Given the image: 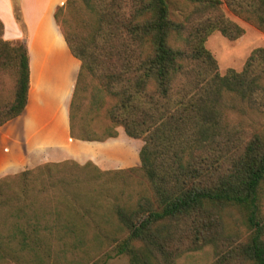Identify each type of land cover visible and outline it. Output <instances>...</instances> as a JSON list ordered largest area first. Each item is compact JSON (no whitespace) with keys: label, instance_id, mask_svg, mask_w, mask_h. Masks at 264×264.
<instances>
[{"label":"trees","instance_id":"1","mask_svg":"<svg viewBox=\"0 0 264 264\" xmlns=\"http://www.w3.org/2000/svg\"><path fill=\"white\" fill-rule=\"evenodd\" d=\"M12 1L23 27L19 0ZM69 8L80 26L70 33L61 24ZM224 8L264 33V0H68L56 10L81 62L71 137L106 141L87 117L103 109L113 126L143 140L141 167L129 171H141L152 197L131 207L113 195L109 216L102 186L84 184L71 171L92 163L71 160L2 177L0 264H88L107 244L129 264H177L206 246L217 252L213 264H264V130L233 122L264 115V48L252 52L241 72L221 75L208 38L219 32L236 41L244 34ZM0 73L14 82L9 101L0 84L3 126L28 103L30 59L23 42L0 39ZM89 80L99 85L84 111ZM106 132L118 136L113 127ZM226 211L238 213L246 239L228 231Z\"/></svg>","mask_w":264,"mask_h":264},{"label":"crops","instance_id":"2","mask_svg":"<svg viewBox=\"0 0 264 264\" xmlns=\"http://www.w3.org/2000/svg\"><path fill=\"white\" fill-rule=\"evenodd\" d=\"M67 1L19 0L23 28L16 20L13 1L0 0V39L23 42L30 59L26 109L0 126V179L49 162L75 160L84 165L96 155L105 158L106 148L117 145L121 136L133 143L137 155L141 151L142 144L130 139L123 128L116 138L104 142L71 137L70 106L81 62L72 55L55 17ZM81 156H87L86 160ZM124 157L113 168L123 167Z\"/></svg>","mask_w":264,"mask_h":264},{"label":"rangeland","instance_id":"3","mask_svg":"<svg viewBox=\"0 0 264 264\" xmlns=\"http://www.w3.org/2000/svg\"><path fill=\"white\" fill-rule=\"evenodd\" d=\"M123 1L127 2L128 0ZM224 14L228 19L241 27L244 31V34L236 41L228 40L219 32H214L208 38L206 42V48L217 59L221 75H225L229 70L241 72L252 52L258 48H264L263 32L238 18L237 16L229 12L227 8H224ZM78 19L79 17L77 15L74 16V11L69 8L63 11L61 15V24H63V27L67 32H74V27L80 28ZM82 33L85 35L90 34V32L85 29H82ZM18 42L19 41H14L10 43L12 45H16ZM0 84H2V86L6 85V90L3 92V95H6L7 100L9 101L12 97L13 92V78L10 74L0 73ZM98 85V82L91 80H89L86 84V86L88 87V91L90 92L88 93L89 98L86 102L87 106L85 104L83 107L84 111H86L89 104L94 101L93 97L95 94H97ZM107 107L108 104H106L104 108ZM87 117L91 120L92 129H94L95 135L98 137L107 138V140L110 139L108 138L106 132L108 127H113L115 131H118L119 128H123L121 126H113L105 118L103 109L100 112H97L95 109L93 111L90 110ZM233 122L243 124L245 129L248 131L264 130V115L261 114L251 113L241 118H235ZM129 138L133 139L131 137ZM134 140H138L143 147L144 142L142 139ZM105 151H107L105 158L96 155V157H94V161L90 160L87 162L92 163L90 168H87L83 171H77L76 167L71 166V171L76 172L78 178H80L81 182L84 184L90 183L95 187L102 186L101 189L105 191L103 192L104 200L108 199L110 202L105 207L107 214L110 216L111 206L115 202L113 198H111L113 195L117 196L121 200V204H125L131 207H135L138 201L143 197L151 198L152 192L147 180L143 177L141 171H129V169H139L141 167L140 153L139 155H137L133 143L121 136L117 145L107 147ZM81 157L82 158L80 159L84 161L86 160L87 156ZM122 157L126 158L124 160L125 165L123 167L113 168V166L122 163ZM109 158L111 159L110 161L108 160ZM71 161L74 162L75 160ZM77 163L80 164L79 162ZM109 166L110 168H107ZM91 177L92 180H90ZM106 189H108V191ZM225 221L228 227V231L232 233L236 238H238L240 241L247 238L248 232L241 225L238 213L234 211H226ZM107 226L110 227L113 225L108 224ZM111 247L112 246L110 244H107L100 251H98L97 254L95 251L92 252L88 264H129L128 258L126 256H115V254L111 252ZM216 257L217 252L214 247L206 246L201 250L184 254L178 259L177 264H213L217 259Z\"/></svg>","mask_w":264,"mask_h":264}]
</instances>
